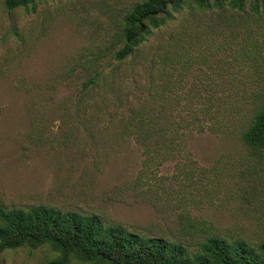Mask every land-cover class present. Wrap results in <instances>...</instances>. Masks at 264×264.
Returning a JSON list of instances; mask_svg holds the SVG:
<instances>
[{"label": "rangeland", "instance_id": "374dc122", "mask_svg": "<svg viewBox=\"0 0 264 264\" xmlns=\"http://www.w3.org/2000/svg\"><path fill=\"white\" fill-rule=\"evenodd\" d=\"M144 1L39 0L8 10L0 0V207L94 214L192 247L204 230L262 243L264 158L241 141L238 122L264 90V14L185 7L163 32L173 38L167 52L178 48L183 61L132 68L128 93L148 87L154 109L163 105L176 119L171 153L145 156L112 108L74 106L88 71L82 61L107 43L120 14ZM163 93L167 101L155 95ZM170 94L180 96L178 105ZM200 94H226L218 116L227 124L210 119L214 108ZM52 257L48 249L5 251L0 264Z\"/></svg>", "mask_w": 264, "mask_h": 264}, {"label": "trees", "instance_id": "16d2710c", "mask_svg": "<svg viewBox=\"0 0 264 264\" xmlns=\"http://www.w3.org/2000/svg\"><path fill=\"white\" fill-rule=\"evenodd\" d=\"M39 0H4L8 10L34 5ZM188 7L195 11L237 12L251 10L264 14V0H145L120 14L113 22L115 30L107 43L92 58L83 60L87 68L74 106L88 111L114 109L123 129V135H132L143 147L145 156H163V149L173 152L176 123L174 117L163 115L164 106L154 109L149 88L142 94L128 93L127 80L138 63L178 64L183 55L174 47L167 52L173 38L165 39L163 32ZM158 39V43L151 42ZM104 59L107 62L102 63ZM128 64L129 74L124 69ZM133 68V71L135 70ZM148 91V92H147ZM167 101V94H155ZM194 95V94H193ZM219 94H200L204 106L212 103L210 119L220 123V103L227 98ZM173 103L180 96L170 94ZM252 112L248 120L240 123L239 136L251 153L264 158V90L253 94ZM194 97V96H193ZM207 110H204V113ZM96 119V115L92 116ZM201 132L203 129L200 130ZM229 131V126L224 133ZM161 139L165 140L164 143ZM167 150V151H169ZM165 151V150H163ZM166 152V151H165ZM165 155V154H164ZM190 228L196 224L188 219ZM184 230V229H183ZM191 233L190 229L184 230ZM203 233V234H202ZM197 244H187L178 239L149 236L131 231L122 225L106 223L98 215L63 211L54 207L35 205L28 208L0 207V255L5 251L21 249H48L54 254L45 264H264V242L253 244L243 239L231 240L202 231Z\"/></svg>", "mask_w": 264, "mask_h": 264}]
</instances>
